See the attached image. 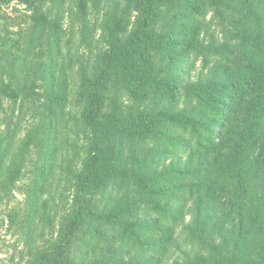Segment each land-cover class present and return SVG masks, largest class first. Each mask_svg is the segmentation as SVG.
I'll list each match as a JSON object with an SVG mask.
<instances>
[{"label":"trees","instance_id":"obj_1","mask_svg":"<svg viewBox=\"0 0 264 264\" xmlns=\"http://www.w3.org/2000/svg\"><path fill=\"white\" fill-rule=\"evenodd\" d=\"M78 5L85 16L86 0ZM136 7L134 33L123 39L125 25L116 21L101 69L84 81L90 153L77 178L79 208L68 235L35 264H264V0H136ZM163 12L164 25L156 32ZM212 27L223 40L211 36L205 45L204 30ZM197 57L202 73L187 80L182 74L193 70ZM111 78L136 102L158 94V109L124 114L113 101L107 111L103 87ZM3 94L17 97L8 87ZM138 146L153 159L148 163L145 156L130 175L121 162L127 149ZM161 158L172 161L156 172L155 159ZM110 182L133 186L144 208L127 194L98 207L81 197ZM188 203L192 216L186 221ZM85 216L91 231L74 253L71 237L83 230ZM178 216L182 233L188 230L193 240L206 243V234L218 233L224 256L181 261L176 255L188 240L173 231ZM134 251L147 255L139 262ZM125 254L127 262L121 260Z\"/></svg>","mask_w":264,"mask_h":264},{"label":"rangeland","instance_id":"obj_2","mask_svg":"<svg viewBox=\"0 0 264 264\" xmlns=\"http://www.w3.org/2000/svg\"><path fill=\"white\" fill-rule=\"evenodd\" d=\"M32 2L34 5L24 0H0V264H35L40 255L55 249L68 235L79 208L77 178L90 153V131L83 119L88 103L83 84L101 69L114 23L123 21L121 35L127 39L139 21L136 0H86L85 16L79 0ZM40 15L48 24L35 21ZM165 18L163 12L154 31L162 28ZM221 35L219 28L212 27L204 30L202 42L207 45L214 36L218 43L223 40ZM195 60L193 70L182 74L187 80L202 73V57ZM6 87L17 97L3 94ZM103 95L107 111L116 101L124 114L157 110L161 101L152 92L148 99L134 101L117 78L107 80ZM55 97L64 98L65 103L58 105ZM127 151L121 169L130 175L145 156L148 163L153 159L141 146ZM171 161L155 159L158 164L154 170L166 169ZM126 194L138 202L136 207L144 208L133 186L118 188L114 182L81 197L98 207L108 197L120 201ZM189 206L183 212L186 221L192 216ZM184 220L179 217L173 225L176 236L188 240L176 255L181 261L224 256V242L218 233L206 234V243L193 240L188 230L182 233ZM88 223L85 216L83 230L71 237L72 252L85 247L83 239L91 231ZM156 237L157 230H152L149 238L154 241ZM134 254L139 262L147 255ZM129 258L121 256L122 261Z\"/></svg>","mask_w":264,"mask_h":264}]
</instances>
